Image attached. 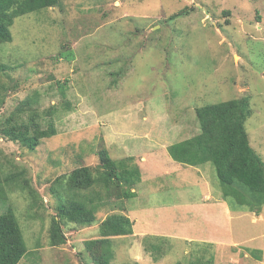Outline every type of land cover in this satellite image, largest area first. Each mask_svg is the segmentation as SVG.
Here are the masks:
<instances>
[{"label":"rangeland","instance_id":"obj_1","mask_svg":"<svg viewBox=\"0 0 264 264\" xmlns=\"http://www.w3.org/2000/svg\"><path fill=\"white\" fill-rule=\"evenodd\" d=\"M10 31L0 44V118L29 99L46 126L41 112L57 107V134L34 151L0 136L3 169L25 170L38 201L30 209L16 191L7 203L27 246L18 264H94L85 242L101 239L100 224L113 213L134 222L133 234L112 237L113 264H191L211 255L213 264H264L251 254H264V206L233 209L211 162L183 165L168 152L199 132L197 107L248 96L245 128L264 161V0H59L15 17ZM104 146L139 167L136 196L111 192L93 225L68 223L66 243L50 246L56 179L100 166ZM150 236L167 239L158 261L145 247Z\"/></svg>","mask_w":264,"mask_h":264},{"label":"trees","instance_id":"obj_2","mask_svg":"<svg viewBox=\"0 0 264 264\" xmlns=\"http://www.w3.org/2000/svg\"><path fill=\"white\" fill-rule=\"evenodd\" d=\"M58 3L59 0H0V44L12 40L10 27L15 17ZM65 57L72 60L73 54L60 53L58 56ZM64 84L59 85L64 88ZM31 105V100H24L17 112L5 119L0 118V136L34 151L42 139L57 134L53 120L57 107L51 106L41 112V115L44 113L50 117L43 126L38 110ZM22 113H27L28 118L21 120ZM195 114L199 132L170 145V156L183 165L200 166L211 162L220 182L222 198L233 209L260 213L264 206V161L250 145L245 128L246 120L252 115L250 98L244 96L209 103L197 107ZM98 156L100 166H81L56 179V187L52 191L57 203L48 232L50 246L66 243L64 225L68 223L82 227L93 225L97 213L110 203L111 192L118 199L136 196L132 189L142 180L139 167L129 165V158L113 159L105 146L98 150ZM16 191L26 193L31 200L30 209L37 204L36 192L30 186L25 170L5 171L0 163V204L6 206L0 213V264H18L27 253L24 232L15 208L7 204L10 194ZM133 223L126 214L107 216L99 227L101 239L85 242L90 260L94 264H113L112 237L133 234ZM144 241L146 250L152 253L155 261L165 254L166 238L150 236ZM251 253L255 256L254 250ZM260 257L258 254L259 260ZM213 260L211 255L205 261L192 260L191 264H213Z\"/></svg>","mask_w":264,"mask_h":264},{"label":"crops","instance_id":"obj_3","mask_svg":"<svg viewBox=\"0 0 264 264\" xmlns=\"http://www.w3.org/2000/svg\"><path fill=\"white\" fill-rule=\"evenodd\" d=\"M253 250V249H252ZM254 251H258V249L257 250H254ZM261 251H263V250H261ZM260 251V255H261V258H262V260L264 259V254H263V252H261ZM259 252V251H258ZM251 254H253L254 255V253H251Z\"/></svg>","mask_w":264,"mask_h":264}]
</instances>
